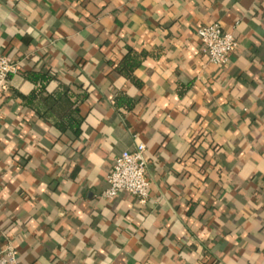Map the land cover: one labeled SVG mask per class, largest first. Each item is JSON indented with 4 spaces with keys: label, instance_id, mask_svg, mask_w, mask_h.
Returning <instances> with one entry per match:
<instances>
[{
    "label": "crops",
    "instance_id": "obj_1",
    "mask_svg": "<svg viewBox=\"0 0 264 264\" xmlns=\"http://www.w3.org/2000/svg\"><path fill=\"white\" fill-rule=\"evenodd\" d=\"M214 24L239 43L224 67L197 37ZM0 56L19 65L0 99V248L20 264H264L263 0H0ZM36 71L53 82L34 102ZM61 85L79 134L55 125ZM139 143L149 202L102 198Z\"/></svg>",
    "mask_w": 264,
    "mask_h": 264
},
{
    "label": "built area",
    "instance_id": "obj_2",
    "mask_svg": "<svg viewBox=\"0 0 264 264\" xmlns=\"http://www.w3.org/2000/svg\"><path fill=\"white\" fill-rule=\"evenodd\" d=\"M197 37L203 55L207 57L209 64L217 67L227 66L239 46L233 32L224 30L219 24L200 28ZM18 72V64L0 56V99L10 76ZM149 166L145 144L139 143L133 152H124L116 158L112 171L107 176V188L102 193V198L111 200L125 193L134 197L139 205L145 206L151 195ZM0 264H20L17 249L9 240L0 248Z\"/></svg>",
    "mask_w": 264,
    "mask_h": 264
},
{
    "label": "trees",
    "instance_id": "obj_3",
    "mask_svg": "<svg viewBox=\"0 0 264 264\" xmlns=\"http://www.w3.org/2000/svg\"><path fill=\"white\" fill-rule=\"evenodd\" d=\"M131 54L132 51H129ZM126 63V61H125ZM136 66L135 65H125L123 66V69L130 71V68ZM27 78L36 85V89L34 92L30 95L28 98L30 101L37 100L40 95L46 91L48 86L53 82V78L49 73H43V72H31L27 75ZM71 90H69L68 87H65L64 85H61L60 88H58L57 91H54L53 93H50L49 98L53 101L52 107L55 106V104L63 105L61 108H63L62 112H60L59 115V121L55 123L57 128L61 130L62 132H65L66 130H73L76 134H79L82 130L81 125L79 122H77L74 119H71L69 115H66V112L70 111L74 106L76 101H78L77 97H74L73 94L70 93Z\"/></svg>",
    "mask_w": 264,
    "mask_h": 264
}]
</instances>
